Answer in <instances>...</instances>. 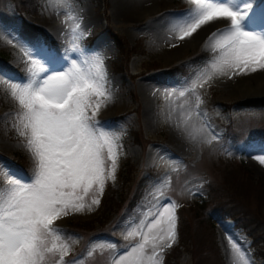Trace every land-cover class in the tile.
Segmentation results:
<instances>
[{"label": "rangeland", "instance_id": "1", "mask_svg": "<svg viewBox=\"0 0 264 264\" xmlns=\"http://www.w3.org/2000/svg\"><path fill=\"white\" fill-rule=\"evenodd\" d=\"M253 4L264 5V0ZM129 5L127 0H0V166L25 181L35 167L19 136L21 108L9 85L27 82L29 60L36 57L25 55L20 39H13L7 28L19 33L23 19L45 35L31 39L67 51L72 29L79 25L77 31L86 38L77 43L87 56L93 49L103 57L112 100L102 104L96 119L107 122L105 130L119 137L118 167L115 180L106 181L99 195L102 203L55 221L69 245L63 264H114L139 240L126 239L128 232L141 221L146 231L168 203L176 206L177 236L172 248L164 249L161 264L168 251L165 264H237L233 243L250 264H264V163L258 158L264 156V96L234 93V75L201 79L216 55L209 37L221 27L207 31L197 43L187 40L185 46H177L173 34L159 33L170 18H184L194 7L191 0H137L135 5L150 10H136L137 19L131 22L125 9ZM260 17L264 10L251 23ZM223 24L228 28L230 20ZM197 98L202 102L197 104ZM211 135L216 139L208 143ZM6 181L0 173V186ZM204 185L216 190L218 206L227 207L237 221L197 217L188 204Z\"/></svg>", "mask_w": 264, "mask_h": 264}, {"label": "snow or ice", "instance_id": "2", "mask_svg": "<svg viewBox=\"0 0 264 264\" xmlns=\"http://www.w3.org/2000/svg\"><path fill=\"white\" fill-rule=\"evenodd\" d=\"M191 3L194 7L171 26L181 40L210 22L230 20L228 28L209 37L216 55L210 71H205L201 79L264 70V21L250 27L264 5L254 7L253 0ZM78 28L79 25L72 29L73 44L67 51L52 48L39 38L23 40L17 29L7 28L13 39H20L25 55L36 57L29 60L32 67L28 69L27 82L9 85L21 108L19 136L35 167L25 181L0 166V173L7 176L6 185L0 186V264H63L69 245L55 221L70 213L91 211L99 204L106 181L116 178L119 137L105 130L110 127L107 122L96 119L102 104L112 100V93L106 88L107 72L103 57L93 49L87 50L92 53L87 56L84 47L77 43L86 38ZM0 75H4L2 69ZM191 90L180 91L179 95L183 97ZM201 102L197 98V104ZM215 139L211 135L207 142ZM258 158L264 163V156ZM175 207L168 203L156 212L146 231L144 221L129 231L126 239L139 240L114 264H161L164 249L176 241ZM232 249L237 264H250L246 253L235 243Z\"/></svg>", "mask_w": 264, "mask_h": 264}, {"label": "bare ground", "instance_id": "3", "mask_svg": "<svg viewBox=\"0 0 264 264\" xmlns=\"http://www.w3.org/2000/svg\"><path fill=\"white\" fill-rule=\"evenodd\" d=\"M127 2H128V4L130 2V5L132 4L131 6L129 5V6L125 7V9L127 11V20H128V22L129 21L130 22L131 21H135L137 19L136 16H135V13H136L135 11L136 10H138V9H139L138 11H141V10L149 11L150 10V7L149 6H147L146 8H143V7H139V5H135V4H137V0H127ZM117 4H118V7L119 8H120V6H122L121 5V1H118ZM133 6H135L134 8H136L135 10H133V8H132ZM173 19L170 18V20L166 21V25L167 26H166L165 31H161V32L156 31V30L155 31L156 32H159L161 35H165V36H169L170 34H173V38H174L175 43H176L177 46H183V45L185 46V43H186L187 40L192 41V43H197L200 40H202V38H204L206 32L207 31L210 32L211 29L218 28V27H221L220 30L225 29L224 28V24H223V20H225V19H219L217 21L210 22L207 25L201 26L190 37H187V38L181 40V39L178 38L179 37V33L178 32L175 33L173 31H171V26H172L173 22H175V21L178 20L177 19V20H174L173 21ZM259 20H260V22H258ZM153 21L154 20L152 19V22ZM255 21H256V23H255ZM262 21H264V17H260V18H258L256 20H254V23H251V26L250 27L260 26L261 23H262ZM169 22H171V23H169ZM52 29H54V27ZM174 35H176V36H174ZM176 41H178V43ZM230 83H231V88L233 89V92L236 93V94H239V95H241L243 97H247L249 95L264 96V70H258L255 73L249 72L248 74H237V75H234L233 78L230 80ZM178 124H179V122H178ZM187 138H188V136H187Z\"/></svg>", "mask_w": 264, "mask_h": 264}, {"label": "trees", "instance_id": "4", "mask_svg": "<svg viewBox=\"0 0 264 264\" xmlns=\"http://www.w3.org/2000/svg\"><path fill=\"white\" fill-rule=\"evenodd\" d=\"M18 10H21V9L18 8ZM19 34L25 40H30L35 35L45 36L42 33L41 29L37 25L26 22L23 19L21 20V22L19 24ZM117 46H118V48H120L119 43H117ZM175 69H176V67L174 66L172 70H175ZM247 104L248 105H256L255 103H247ZM233 159H235V158H233ZM235 163H236V165H238L240 167H244V164L241 160L239 162L236 161ZM261 187H263V186L261 185ZM218 199H219V197L216 194V190L213 188H209V185H204V187L199 188L192 195L191 200H190L191 204L189 203L188 205H190V207H193V209L195 210V213L199 214V216H197V217H200V219L202 216L204 218V220H207V221L210 220L211 221L212 219H218V218L229 216V217H234V220L237 221L235 216H233V213L227 207H224V205L218 206V203H217ZM102 200L103 199L101 198V200H100L101 203L103 202ZM132 203L133 202H131L130 205ZM207 207H209V210H207L205 212L204 209ZM177 213L179 215V211ZM236 225H238L237 222H236ZM178 226H179V224H178ZM241 226L246 227L245 224H243V225L241 224ZM178 239H179V237H178ZM171 248L169 249L170 252L172 250ZM168 252L165 254V256L163 258V264H165V261L168 258Z\"/></svg>", "mask_w": 264, "mask_h": 264}]
</instances>
